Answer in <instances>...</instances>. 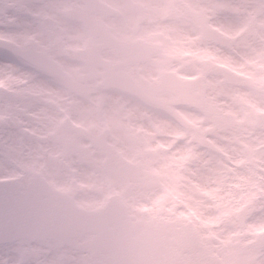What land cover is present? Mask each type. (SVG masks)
I'll return each instance as SVG.
<instances>
[{
  "label": "clouds",
  "instance_id": "clouds-1",
  "mask_svg": "<svg viewBox=\"0 0 264 264\" xmlns=\"http://www.w3.org/2000/svg\"><path fill=\"white\" fill-rule=\"evenodd\" d=\"M211 7L191 0H34L20 34L0 32V86L39 90L25 99L57 100L79 121L75 135L106 134L140 161L132 173L76 177L70 189L80 203L60 199L84 224L96 203L107 205L106 214L176 222L183 226L181 256L212 246L242 251L243 240L264 230V174L255 171L264 164V141L251 154L258 164L243 176L233 148L243 127L233 109L249 106L253 118L264 109V47L238 49L212 27ZM53 65L56 74L48 70ZM210 76L223 85L211 109ZM79 239L37 238L26 250L31 264H118L110 242L100 255L94 234L82 228Z\"/></svg>",
  "mask_w": 264,
  "mask_h": 264
},
{
  "label": "rangeland",
  "instance_id": "rangeland-1",
  "mask_svg": "<svg viewBox=\"0 0 264 264\" xmlns=\"http://www.w3.org/2000/svg\"><path fill=\"white\" fill-rule=\"evenodd\" d=\"M263 2L264 0H220V2L219 0H194V3L212 6L210 15L216 21L212 27L235 40V46L238 49L247 51H259L261 47H264ZM24 8L15 12L24 16L22 13ZM4 17H6L5 20H3V15L0 19V32H3L7 27L8 35H18L15 34V30L19 31L26 27L23 19L18 20L14 27L10 24V17ZM221 87L223 85L216 79L211 76L208 78L205 98L209 109L219 101L217 92ZM0 91H7L14 98L11 115L21 113L18 118L11 119L18 130L12 146L6 153H0V180L23 176L24 172L19 169H27L31 180L35 176L53 180L52 188L55 191L79 204L80 201L76 200V196L70 189V185L76 182L78 175L94 173L98 170L117 174L124 171L132 173L138 168L140 161L128 155L116 142L113 143L110 136L106 134L91 135L96 145L75 136L71 132V128H78L79 121L71 114L65 116V110L57 100L45 96L38 102L28 103L21 98L16 100L13 88L0 86ZM248 108L249 106L238 105L233 109L235 120L243 126L240 129L242 135L233 143L234 151L240 157L237 163L239 169L243 170L239 173L241 176L253 171L252 164H258V160L251 154L261 151L260 141H264V125L258 123L256 117H252ZM58 113L60 115H57ZM259 113H264V109H259L257 114ZM25 130H28L29 134L23 136ZM245 153H248L249 156H245ZM59 157L66 164V169L63 172L58 170L55 161ZM21 158L25 159L27 163H22ZM211 163V160L207 161L208 165ZM75 165H82V167ZM83 165H87V167H83ZM260 168H264V164H258L255 171L257 174H264L259 173ZM105 206V204L96 203L92 204L88 210H101ZM132 218L135 223L141 225V229L146 222L155 221L136 219L134 216ZM258 236L264 237V230H258L243 240L242 251L234 247L218 246H212L208 250L210 253L223 257L228 264H251V260L257 261L262 255L259 248L250 246V243L257 240ZM202 264H207V262Z\"/></svg>",
  "mask_w": 264,
  "mask_h": 264
},
{
  "label": "snow or ice",
  "instance_id": "snow-or-ice-1",
  "mask_svg": "<svg viewBox=\"0 0 264 264\" xmlns=\"http://www.w3.org/2000/svg\"><path fill=\"white\" fill-rule=\"evenodd\" d=\"M9 7L17 12L26 5L11 0ZM3 15L10 16L11 12ZM14 98L0 94V153L12 146L18 130L11 121ZM4 185H8L4 189ZM40 193L28 206L18 197L20 191ZM68 209L55 198L44 194V189L34 184L28 175L9 178L0 183V264H31L26 243L37 238L62 240L60 227L65 223ZM256 264H264V248Z\"/></svg>",
  "mask_w": 264,
  "mask_h": 264
},
{
  "label": "water",
  "instance_id": "water-1",
  "mask_svg": "<svg viewBox=\"0 0 264 264\" xmlns=\"http://www.w3.org/2000/svg\"><path fill=\"white\" fill-rule=\"evenodd\" d=\"M34 184L43 188L44 194L61 202V196L51 192L45 181L36 180ZM39 194L35 190L26 193L20 191L18 197L24 206H28ZM67 209L65 218L67 227L61 233L63 237L61 241L70 242L79 239L80 231L86 228L96 235L93 243L97 245L95 250L98 254L104 253L105 243L110 242L112 259L118 264H157L156 259L166 250L179 248L185 243L184 236L179 235V229L172 223L162 222L158 226L149 223L145 232L140 237H136L137 227L122 210L112 214H106L107 210L102 213H89V219L84 224L72 214L70 208Z\"/></svg>",
  "mask_w": 264,
  "mask_h": 264
},
{
  "label": "flooded vegetation",
  "instance_id": "flooded-vegetation-1",
  "mask_svg": "<svg viewBox=\"0 0 264 264\" xmlns=\"http://www.w3.org/2000/svg\"><path fill=\"white\" fill-rule=\"evenodd\" d=\"M2 1L4 0H0V5L2 3ZM18 2H20V4H23V5H26L27 7H25V18H23V20H25V23L28 24L29 22V19L30 17H32L34 15V11H33V8H32V4L34 3V0H18ZM192 3H194V0H191ZM220 2V0H219ZM222 10V9H221ZM223 11V10H222ZM12 20L13 21H17V20H22L20 19L19 17H12ZM37 96H39L40 94H36ZM25 97V96H24ZM73 128H71V132L73 133ZM74 134V133H73ZM75 135V134H74ZM77 136L78 138L82 139V137L78 136V135H75ZM110 139L112 140L113 143H115L114 139L112 137H110ZM82 140H86V139H82ZM87 142H92V144L96 145L95 141L93 140L92 136L91 135H88L87 137ZM117 143V142H116ZM118 144V143H117ZM119 145V144H118ZM109 148V146H108ZM58 163V162H57ZM58 166H59V163H58ZM262 237H257V241H259L258 245L257 246H254L253 248H259L260 250H262V248H264V243H262V241L260 240ZM256 241V240H255ZM260 254H262V251L260 252ZM218 257H220L225 264H228L223 257L219 256L218 254H216ZM206 256H205V253L203 252H198L196 255H188V256H183V259L181 261H178L175 257H165V258H162V262L164 264H202L203 262L206 261ZM256 260L253 259L251 260V264H256ZM207 264H210L207 263ZM230 264V263H229Z\"/></svg>",
  "mask_w": 264,
  "mask_h": 264
}]
</instances>
